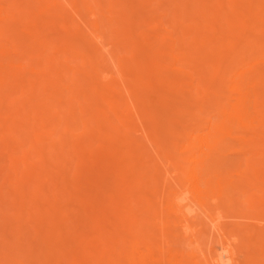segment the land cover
Segmentation results:
<instances>
[{
    "label": "bare ground",
    "instance_id": "1",
    "mask_svg": "<svg viewBox=\"0 0 264 264\" xmlns=\"http://www.w3.org/2000/svg\"><path fill=\"white\" fill-rule=\"evenodd\" d=\"M262 100L264 0H0V264H264Z\"/></svg>",
    "mask_w": 264,
    "mask_h": 264
},
{
    "label": "rangeland",
    "instance_id": "2",
    "mask_svg": "<svg viewBox=\"0 0 264 264\" xmlns=\"http://www.w3.org/2000/svg\"><path fill=\"white\" fill-rule=\"evenodd\" d=\"M7 91V90H6ZM6 93V92H5ZM8 94H11L12 95V97H13V94L14 93H12V92H7ZM6 93V94H7ZM14 96H15V94H14ZM17 97V96H16ZM16 97H13V98H15L16 99ZM10 98H11V96H10ZM17 100V99H16ZM264 102V100H262V105L264 104L263 103ZM17 105H18V101H17ZM264 106V105H263ZM262 106V107H263ZM4 108V107H3ZM16 108V107H15ZM14 108V110H12L11 111V113H13V111L15 112V110L18 108V106H17V108L15 109ZM2 109V108H1ZM5 109V108H4ZM19 109V108H18ZM20 109H21V111L23 112V107L21 108V106H20ZM18 112V114L20 113L19 112V110L17 111ZM22 112H21V114H22ZM18 114H15L14 113V115H17L18 116ZM30 116V119H32L31 118V115H29ZM29 116H28V118H29ZM17 118V117H16ZM233 154L234 155H236V156H234V157H238V153H232V155H231V153H230V155L231 156H233ZM240 195L241 194H237L236 195V198L237 199H240V201L242 200V199H244V197L243 198H241L242 197V195H241V197H240ZM239 200H236V204H235V207L233 208V211H229V212H227V214L228 213H231V214H229V215H227L228 217H232V219H230V218H228L227 216V218L228 219H226V220H224L227 224H228V227H234V226H240V227H243V228H259V227H261L260 225H262V224H260L259 222L262 220V222H264V220H263V218H264V216L263 215H261V213H259V211H253V210H249V209H247L246 207H245V205L244 204H241V202H238ZM254 215V216H253ZM261 216H263V218L261 217ZM225 217V218H226ZM261 217V218H260ZM234 218V219H233ZM253 219H255V221L253 220ZM259 221V222H258ZM229 222V223H228ZM241 222V223H240ZM243 222V223H242ZM247 222H248V224H247ZM261 222V223H262ZM230 224V225H229ZM251 224V225H250ZM260 224V225H259ZM264 225V224H263ZM262 225V226H263Z\"/></svg>",
    "mask_w": 264,
    "mask_h": 264
}]
</instances>
